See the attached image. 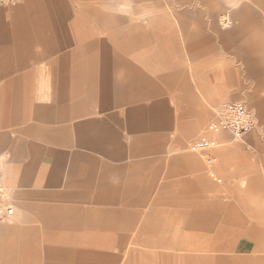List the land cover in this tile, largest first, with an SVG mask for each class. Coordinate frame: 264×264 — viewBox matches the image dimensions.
I'll return each mask as SVG.
<instances>
[{"label":"crops","instance_id":"1","mask_svg":"<svg viewBox=\"0 0 264 264\" xmlns=\"http://www.w3.org/2000/svg\"><path fill=\"white\" fill-rule=\"evenodd\" d=\"M238 6L228 25L222 0L0 5V166L15 204L0 264H124L131 234L159 223L126 215L175 187L178 216L205 232L235 219L241 235L228 256L181 264H264V0ZM228 102L256 112L242 149L260 161L215 163L244 203L224 213L187 147Z\"/></svg>","mask_w":264,"mask_h":264},{"label":"rangeland","instance_id":"2","mask_svg":"<svg viewBox=\"0 0 264 264\" xmlns=\"http://www.w3.org/2000/svg\"><path fill=\"white\" fill-rule=\"evenodd\" d=\"M159 1L171 2L178 0ZM184 1L197 2V0ZM238 2L239 0H222V3H225L226 7H228V10L222 15V21L225 24L230 25L229 19L232 18L231 14L233 9L239 7ZM255 9L264 19V9L256 7ZM228 133L231 134L229 131H221L209 137L202 138L216 139L218 142L217 146L205 151L192 152L189 146L187 147L189 154L196 157L198 161H203L206 164L207 180L213 187L219 189L217 193L212 192V196L217 195V198L222 200V210L224 213L234 208L240 209L244 203L239 201L238 191L235 193L232 192V187L228 184V177L215 170V163L220 161V158H223V165L227 168L226 172H228V166H230L231 162H236L238 164L260 161L256 154L254 156H249V154L244 152L242 149V139H236L233 134H231V137H228ZM212 172H216L219 177L223 179L222 183H217L211 179L210 175ZM174 190V200L169 199L168 201V199L164 197L165 195L163 197L160 195L157 203L150 210L142 213H135L132 214V216H130L131 214L126 215L129 218H143L145 221H150L153 217L154 220H158L159 223L155 224L156 233L151 234L149 231L146 234L144 232L136 235L134 231V233L131 234V243L125 251L126 260L124 264H181L183 263L182 259L188 258L189 256L196 258L199 256L210 257L217 254L219 257H225L231 253V250L228 249L230 242H232V239L237 242V239L241 237L240 234H237L238 227L232 225L235 219L224 217L220 219V221H222V226L214 227L213 225H207L205 232V228L199 223L200 219L193 217L189 219L178 216L184 209L183 197L178 187H175ZM254 204L259 206L263 203L257 202ZM250 205H252V203H250ZM158 215L159 217L157 218ZM252 220L253 219H249V221ZM245 236L246 235H242L244 239ZM220 245H222L223 250L211 249L213 246L219 247Z\"/></svg>","mask_w":264,"mask_h":264},{"label":"built area","instance_id":"3","mask_svg":"<svg viewBox=\"0 0 264 264\" xmlns=\"http://www.w3.org/2000/svg\"><path fill=\"white\" fill-rule=\"evenodd\" d=\"M20 0H0V5H12ZM217 119L209 126L212 133L221 131L231 132L236 139H243L244 135L258 125L256 112L242 102H228L222 104L216 112ZM215 139H201L189 145L192 152H202L217 146ZM211 176L221 182L214 173ZM15 214V204L11 190L5 185L3 169L0 166V224L8 222Z\"/></svg>","mask_w":264,"mask_h":264}]
</instances>
